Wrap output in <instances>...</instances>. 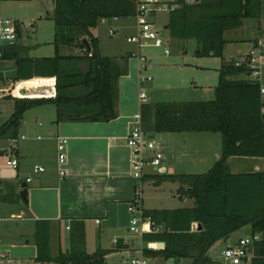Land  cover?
<instances>
[{
	"label": "trees",
	"instance_id": "obj_1",
	"mask_svg": "<svg viewBox=\"0 0 264 264\" xmlns=\"http://www.w3.org/2000/svg\"><path fill=\"white\" fill-rule=\"evenodd\" d=\"M29 1V0H15ZM170 11L166 28L178 39H195L201 56L223 57L227 43L225 33L242 26L246 18H258L260 0H200L188 4L176 2ZM135 0H54L55 55L34 58L23 55L18 45L2 48L3 59L16 62L15 80L31 83L54 82L56 95L49 98H16L15 111L2 126L0 136L10 129L17 131L24 112L43 103L56 106V123L62 121H110L117 117L118 79L127 73L117 63V56L100 51L94 31L102 19L134 16ZM83 55H63L62 47L86 48ZM86 60V70L71 69L69 64ZM219 82L215 98L206 101H163L144 103L141 108L145 132H220L222 153L205 173L168 175L180 182V197L191 199L192 205L175 209H144L143 215L154 223V231L146 232V242L163 241L161 249L144 248L149 256L189 260L190 264H223L210 250L220 240L248 226L250 235H260L252 248L251 264H264V171L233 173L226 164L230 155L264 156V103L261 84L245 77V66L223 61L218 69ZM16 135V133H14ZM161 177V175L159 176ZM164 177V176H162ZM0 201L20 198L13 184L7 182ZM201 229L191 230L193 223ZM49 222L36 221L34 233L37 260L58 264H102L106 250L88 252L84 248L82 230L71 235L69 250L57 257L50 252Z\"/></svg>",
	"mask_w": 264,
	"mask_h": 264
},
{
	"label": "crops",
	"instance_id": "obj_2",
	"mask_svg": "<svg viewBox=\"0 0 264 264\" xmlns=\"http://www.w3.org/2000/svg\"><path fill=\"white\" fill-rule=\"evenodd\" d=\"M45 1L49 9L53 11L54 0ZM260 1V16L258 18H246L243 20L242 26L226 32L225 38L227 43L236 42V45L240 48L244 41H248L250 42L248 44V46L250 45V50L258 39H262L264 42V0ZM119 19L112 18L111 24L107 22V19H102L100 23L106 21L111 27L114 21ZM248 19H254V23H250V28H253L254 31L251 39L244 37L245 30L243 27L247 25L246 22ZM97 30L98 26L94 33L99 38L98 32H96ZM27 34L26 32L23 35L18 45L22 49L23 55H29L34 58L52 57V55L44 54L32 55L33 46L25 43L29 37H27ZM226 35L232 36L233 39H227ZM53 40L54 34L49 42V44L54 46ZM99 45L100 51L103 54V45L100 43V38ZM62 50H64V47L61 48V53ZM85 51L86 48L75 47L72 53L62 54L83 55ZM248 51L238 49L235 55L228 57H224L223 55L222 58H225L224 60L226 61L231 59L234 61L242 58ZM130 52L127 60H124L121 57L122 55L117 56L116 53L113 55L117 56V63L122 68H127V73L121 75L118 79V97L115 105L117 111L116 118L110 121H62L56 123V106L48 102L27 109L24 112L23 119L17 131L12 130L13 138L20 137L16 149L18 165L17 167H13L7 163L12 167L14 172L10 176L3 174L1 172L2 168L0 167V192L6 190L5 184L9 182L13 184L15 191L20 193L23 189V183L26 182L20 183L18 181L20 175H29L35 165H42L45 170L38 173L33 172L35 178L27 182L28 203H25L21 198L14 202L1 201L8 206H0V255L5 254L8 260L6 262L0 261V264H58L54 261L42 262L37 260L38 248L34 237L37 220L49 222L50 244L56 231L61 232V229L65 226L67 230H71L73 233L82 230L85 237V246H87L88 238L93 236L99 238L100 241H107L113 235L115 237L124 236L122 232L124 227L129 232H132L130 230V220L127 221L120 218L124 215L131 219L133 215H140V213H131L129 211L131 204H135L136 206L139 203L143 211L144 209L154 208L175 209L184 207L183 205L170 208L149 206L144 202V182L148 179H154V177L157 178L159 175L166 177L169 174H155L156 172L150 167H147L146 173L141 179L142 198L140 201L136 200L138 189L136 187L137 180L133 177L131 167L132 150L127 145L126 136L131 127L138 123L137 116L141 115L142 105L152 102L147 101V96L145 100H142L140 97L143 92L141 68L147 67V63L145 65L144 61L131 55L133 51ZM4 61L7 62V66H4ZM87 66L88 63L86 60L69 64L71 69L78 68L80 70H86ZM15 77V60L3 59V62H0V80H10L13 85L12 88L14 89V94L7 95V97H14L15 99L49 98L54 97L57 93L54 82L41 83L42 81H40L39 83H31L27 80H15ZM236 77H243V75ZM259 82L264 87L262 80ZM261 97L264 103V93H261ZM14 111L15 101L9 118ZM59 136L67 138L66 175L63 177L59 175L57 168V139ZM184 148L189 149H184V154L187 156L191 151L195 152V149L192 150L188 146ZM221 153L222 146H220V149L216 147L213 152L215 160H210V164L214 165L221 156ZM51 157H53V160L50 163L46 158ZM171 157H174L173 153ZM191 161L192 164L187 165L188 170H195L200 163H197L195 157ZM226 164L233 173L261 172L264 171V156L230 155L226 159ZM173 173L175 174L172 175H180L174 171ZM183 173L185 174L186 172ZM28 177H26V180ZM154 183L156 186L161 184L157 180ZM178 183L181 185L179 181ZM177 196L181 200H184V202H189V205L193 204L191 199L180 197L178 189ZM29 223L32 227L27 228ZM96 229H98L97 232ZM151 231V227H146V230L142 234H137L141 239V243L144 244L139 251H143L146 247L150 248L151 244L157 243V241L146 242L143 240L142 235ZM240 231L246 232L245 236L246 234L250 235V229L246 226L232 233L227 239L218 241L210 250L215 259H221V252L227 246L234 245L239 241L243 235L238 238H235L234 235ZM124 242H126L125 239ZM68 247H62L61 243L58 254L64 249L68 251ZM129 248L130 245L128 248L115 250L100 244L93 251L85 249L88 252H94L98 249L106 250L107 254L104 256V262L102 264H108V260L111 257L114 258L116 255L124 256L128 251L131 254L139 253L137 249L130 250ZM58 254H52V256L57 257ZM157 258H161L162 264H164L165 259L160 256H153V261L155 262Z\"/></svg>",
	"mask_w": 264,
	"mask_h": 264
},
{
	"label": "rangeland",
	"instance_id": "obj_3",
	"mask_svg": "<svg viewBox=\"0 0 264 264\" xmlns=\"http://www.w3.org/2000/svg\"><path fill=\"white\" fill-rule=\"evenodd\" d=\"M52 15L53 11L49 9L45 0H0V17H11L32 21L34 23L27 32V37L29 36L30 38L28 37L25 42L27 45L33 46L32 55H54V46L49 44L54 34V21L52 20ZM169 15L170 12L163 11L156 13L153 17L154 27L160 31V35L165 41L164 45L160 47L152 45L150 41H147L146 44L141 47L138 43L127 41L128 37H131V35L137 32L135 16L115 20L112 27L117 31L114 34L109 33L110 26L106 21H102L98 25V30L96 32H98L100 43L103 45V54L106 56H113L114 53H116L117 56L122 55L121 57L127 60L129 53H131L130 51H133L131 54L132 56L137 54L138 57L141 55L146 58L147 67L141 68V76L142 78L151 77L150 80L142 81V91L146 94L148 102L206 101L214 99L215 88L219 82V73L217 69L222 65L225 58L213 55H197L195 51L198 46L195 39H178L171 37L169 29L165 27L169 20ZM250 23H254V19H248L246 22L247 25L243 27L245 30L244 37L249 39L252 38L251 35L254 32L253 28H250ZM226 36L227 39H233L230 35ZM249 43L248 41H244L240 48L236 45V42L227 43L224 48V57L235 55L238 49L248 51L250 48V45L248 46ZM165 48L169 50V54L165 53ZM73 49L66 46L64 50H62V53H72ZM0 62H3L2 58H0ZM7 65V62L4 61V66ZM243 77L249 79L246 74H244ZM260 80H262L264 84V74L261 75ZM12 86L10 80H0V125L9 118L12 108L14 107L15 98L7 97V95L14 94ZM12 130L13 129H10L5 135L0 136L1 172L9 176L14 173L12 167L7 164L13 145ZM153 138L159 141L163 147V151L166 155L163 166L166 168L165 173L169 174H167L166 177H154V179H148L144 182V202L149 206H163L166 208L182 205L188 206L189 202L186 203L177 196V189L180 187L178 181L168 175L175 174L173 171L177 172V174L183 172L188 174L207 172L213 166V164H210V160H215L213 154L214 150L216 147L220 149V146H222V134L220 132L187 131L155 133ZM185 146L190 147L192 150L195 149V152L190 150L191 153L188 156L185 155L184 149H187L184 148ZM172 153L174 157H171ZM193 157H195L197 163L199 162L200 164L195 170H188L189 168L187 165L192 164L191 160ZM46 160L51 163L53 157L46 158ZM154 170L155 169H153V171ZM155 172V174H159L157 170ZM28 176H30L31 179L35 178L33 168L29 175H20L18 181L20 183L24 181L27 182L26 177ZM156 180L161 183L159 186L155 185L154 181ZM0 206L6 207L8 205L0 201ZM120 218L127 221L130 220L128 216L125 217L124 215ZM30 226L29 223L27 228ZM97 230L98 229H96V232ZM122 232L124 236L115 237L113 235L110 236L107 241H100L99 238L94 236L90 237L87 240V246H84V248L93 251L102 244V246L106 245L111 249L117 250L119 248H116L117 243L114 242V239L116 238L118 240V238H124L126 241L125 243L130 245V250L137 249V251L140 252L139 250L144 244L141 243V239L137 235L138 233L129 232L126 227L122 229ZM72 233L73 232L67 230L65 226L61 229V232L56 231L50 244L51 254H58L61 243L62 247L65 248V246L68 247L70 245L68 247L70 248L72 244L70 239ZM245 233L246 232L240 231L236 233L234 237L238 238L242 235V237H245ZM66 250L67 249H64L63 251ZM130 254L131 253L128 251L124 256L116 255L114 258L111 257L108 260V264H128ZM0 260L6 262L8 258L6 256L5 258H0ZM219 260L223 262L222 259L219 258ZM184 263L190 264V261L185 260ZM153 264H162V259L157 258L155 262L153 261ZM223 264L229 263L223 262Z\"/></svg>",
	"mask_w": 264,
	"mask_h": 264
},
{
	"label": "built area",
	"instance_id": "obj_4",
	"mask_svg": "<svg viewBox=\"0 0 264 264\" xmlns=\"http://www.w3.org/2000/svg\"><path fill=\"white\" fill-rule=\"evenodd\" d=\"M178 0H135L136 12L135 18L137 23V28L134 35L127 38L128 42L138 43L141 47L145 45L147 41L152 42L151 44L160 47L164 45V40L160 35V31L154 27L153 17L158 12L168 11L176 8V2ZM188 4L197 3L200 0H184ZM115 19V18H114ZM34 25L32 21H25L21 19L11 18V17H0V57L2 56V48L14 46L19 44L23 35L29 31V29ZM117 30L114 27H110L109 33L114 34ZM168 42V41H167ZM165 53L169 54V50L165 48ZM138 57L137 54H134ZM139 59L144 61L146 65V58L144 56H139ZM236 66H245L247 76L249 80L260 81V77L264 72V42L262 39H258L257 42L252 46V48L240 59L233 61ZM151 77L141 76V81L150 80ZM261 93H264V87L261 85ZM142 100H145L146 95L144 92L140 95ZM262 113H264V106L262 107ZM138 123L131 127L129 133L126 136L127 145L132 150V160L131 167L133 177L137 180L136 187L137 196L136 200L140 201L141 195V179L146 173L147 167L157 170L160 174H164L166 168L163 166L165 162L166 155L163 151V147L159 141L150 137L144 130L142 124L141 115L137 116ZM18 137L13 138V145L11 147V152L7 163L13 167H17L18 159L16 157V149L18 146ZM66 144L67 138L59 136L57 139V168L60 176L66 175ZM45 168L42 165H35L33 167V172L38 173L44 171ZM31 181V177L27 178V182ZM139 203L131 204L129 211L131 213H140L139 216L133 215L130 219V230L135 233L142 234L146 227H151L154 231V223L148 217L143 215V210L141 209ZM68 228H70L68 226ZM198 229V223H193L191 226L192 231ZM151 231V232H152ZM260 235H246L241 237L239 241L234 245L227 246L221 252V259L223 262L229 264H251V259L254 256L253 244L255 240H258ZM117 242V239H114ZM152 249H161L157 246V243L151 244ZM6 255L1 254L0 258H4ZM1 261V260H0ZM128 264H153V256L144 254L143 251L139 253H132L129 256ZM164 264H184L183 260H177L174 258L165 259Z\"/></svg>",
	"mask_w": 264,
	"mask_h": 264
},
{
	"label": "water",
	"instance_id": "obj_5",
	"mask_svg": "<svg viewBox=\"0 0 264 264\" xmlns=\"http://www.w3.org/2000/svg\"><path fill=\"white\" fill-rule=\"evenodd\" d=\"M107 22L109 24L112 23V19L111 18H108L107 19ZM83 43L86 47V52L87 53H90L91 52V45H90V42L86 39V38H83ZM20 196H21V199L25 202V203H28V188H27V182H24L23 183V189L20 191ZM202 228V225L200 223H198V229H201ZM117 248H128L129 247V244L125 243L124 242V238H118L117 240V244H116ZM157 246L160 247V248H164L165 247V242L163 241H158L157 242Z\"/></svg>",
	"mask_w": 264,
	"mask_h": 264
}]
</instances>
